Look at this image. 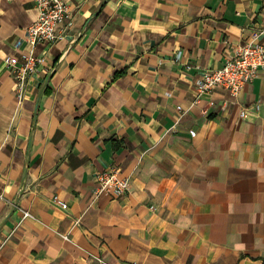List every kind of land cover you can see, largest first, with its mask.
Listing matches in <instances>:
<instances>
[{
  "label": "crops",
  "instance_id": "1",
  "mask_svg": "<svg viewBox=\"0 0 264 264\" xmlns=\"http://www.w3.org/2000/svg\"><path fill=\"white\" fill-rule=\"evenodd\" d=\"M64 1L19 99L4 57L38 8L0 0V264H264V65L195 84L264 44V0ZM110 167L129 188L96 195Z\"/></svg>",
  "mask_w": 264,
  "mask_h": 264
},
{
  "label": "built area",
  "instance_id": "2",
  "mask_svg": "<svg viewBox=\"0 0 264 264\" xmlns=\"http://www.w3.org/2000/svg\"><path fill=\"white\" fill-rule=\"evenodd\" d=\"M38 8L37 17L25 27L24 36L15 41L18 55L9 54L4 57L5 65L9 68L15 81V90L20 99L28 78L43 63L45 56L35 53V44L39 41L51 43L59 37L60 25L69 17L68 6L64 0H35ZM261 30H254L249 40L234 46L232 55L220 66L206 69L200 79L196 81L199 92H205L215 86L223 87L233 95L255 77L260 66L264 65V44L259 40ZM259 107L254 104V110ZM177 108H180L178 105ZM242 116L247 115V109L240 111ZM129 188V178L122 176L115 167H110L95 174L94 192L96 195L110 191L120 195ZM53 200L61 207L67 206L66 202L57 195ZM23 215H28L27 211Z\"/></svg>",
  "mask_w": 264,
  "mask_h": 264
}]
</instances>
